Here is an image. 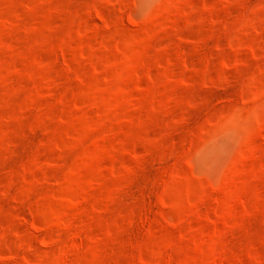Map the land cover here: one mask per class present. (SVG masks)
I'll return each instance as SVG.
<instances>
[{"label":"rangeland","instance_id":"rangeland-1","mask_svg":"<svg viewBox=\"0 0 264 264\" xmlns=\"http://www.w3.org/2000/svg\"><path fill=\"white\" fill-rule=\"evenodd\" d=\"M0 264H264V0H0Z\"/></svg>","mask_w":264,"mask_h":264}]
</instances>
